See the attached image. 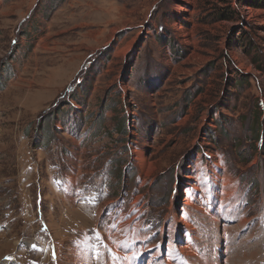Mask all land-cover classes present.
I'll list each match as a JSON object with an SVG mask.
<instances>
[{
	"label": "rangeland",
	"instance_id": "rangeland-1",
	"mask_svg": "<svg viewBox=\"0 0 264 264\" xmlns=\"http://www.w3.org/2000/svg\"><path fill=\"white\" fill-rule=\"evenodd\" d=\"M210 154L264 264V0H0V264L102 259L133 195L156 245Z\"/></svg>",
	"mask_w": 264,
	"mask_h": 264
},
{
	"label": "bare ground",
	"instance_id": "bare-ground-1",
	"mask_svg": "<svg viewBox=\"0 0 264 264\" xmlns=\"http://www.w3.org/2000/svg\"><path fill=\"white\" fill-rule=\"evenodd\" d=\"M136 161L147 170L139 151ZM189 168L181 207L174 206L171 200L156 245L149 244L151 239L144 234L139 221L142 197L133 195L129 209L118 212L107 227V239H102L103 258H99L96 246L92 248L86 243L87 239L77 251L76 264H234L232 256L239 245H248L246 235L242 234L245 218L235 184L223 173V163L214 154L208 155L204 165L199 161L190 171ZM246 250L247 247L240 256L247 259Z\"/></svg>",
	"mask_w": 264,
	"mask_h": 264
},
{
	"label": "trees",
	"instance_id": "trees-1",
	"mask_svg": "<svg viewBox=\"0 0 264 264\" xmlns=\"http://www.w3.org/2000/svg\"><path fill=\"white\" fill-rule=\"evenodd\" d=\"M257 4H260V3H257Z\"/></svg>",
	"mask_w": 264,
	"mask_h": 264
}]
</instances>
